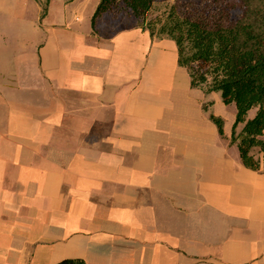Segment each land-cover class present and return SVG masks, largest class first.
<instances>
[{
	"label": "crops",
	"instance_id": "0c3cea01",
	"mask_svg": "<svg viewBox=\"0 0 264 264\" xmlns=\"http://www.w3.org/2000/svg\"><path fill=\"white\" fill-rule=\"evenodd\" d=\"M99 2L0 0V264H264V181H205L221 93Z\"/></svg>",
	"mask_w": 264,
	"mask_h": 264
},
{
	"label": "trees",
	"instance_id": "16d2710c",
	"mask_svg": "<svg viewBox=\"0 0 264 264\" xmlns=\"http://www.w3.org/2000/svg\"><path fill=\"white\" fill-rule=\"evenodd\" d=\"M157 1L100 0L93 27L107 12L128 10L152 37L173 39L179 65L189 71L191 85L220 92L225 104L236 105L230 143L238 147L245 167L264 171V0L178 1L162 16L147 19ZM253 108L256 113L249 118ZM210 117L224 135L223 119L214 114ZM239 124L242 127L237 132ZM56 264L86 263L70 258Z\"/></svg>",
	"mask_w": 264,
	"mask_h": 264
},
{
	"label": "rangeland",
	"instance_id": "374dc122",
	"mask_svg": "<svg viewBox=\"0 0 264 264\" xmlns=\"http://www.w3.org/2000/svg\"><path fill=\"white\" fill-rule=\"evenodd\" d=\"M188 0H158L151 10L147 14V19H155L162 16L168 6L172 3ZM200 1V0H195ZM237 113V109L234 103L231 105L223 103L222 105H213L215 112H221L225 118L226 135L220 137V140L212 145L209 144L207 152L206 163V180L205 181H264V171H253L245 168L239 157L238 149L236 145H230V132L232 128V118ZM256 113V108L251 109L248 112V117H253ZM213 114V113H212ZM242 124L237 127V132L240 131ZM256 157L262 158L257 149L254 150Z\"/></svg>",
	"mask_w": 264,
	"mask_h": 264
}]
</instances>
